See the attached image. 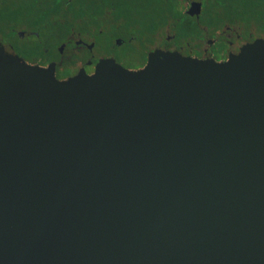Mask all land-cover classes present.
I'll return each mask as SVG.
<instances>
[{
    "label": "water",
    "instance_id": "water-1",
    "mask_svg": "<svg viewBox=\"0 0 264 264\" xmlns=\"http://www.w3.org/2000/svg\"><path fill=\"white\" fill-rule=\"evenodd\" d=\"M0 264H264V38L64 80L0 44Z\"/></svg>",
    "mask_w": 264,
    "mask_h": 264
},
{
    "label": "flooded vegetation",
    "instance_id": "flooded-vegetation-1",
    "mask_svg": "<svg viewBox=\"0 0 264 264\" xmlns=\"http://www.w3.org/2000/svg\"><path fill=\"white\" fill-rule=\"evenodd\" d=\"M205 0H0V44L59 80L94 71L100 59L142 68L154 50L225 61L257 35L217 24ZM54 8L43 15L34 8ZM50 12V11H45Z\"/></svg>",
    "mask_w": 264,
    "mask_h": 264
},
{
    "label": "trees",
    "instance_id": "trees-1",
    "mask_svg": "<svg viewBox=\"0 0 264 264\" xmlns=\"http://www.w3.org/2000/svg\"><path fill=\"white\" fill-rule=\"evenodd\" d=\"M207 9H218L217 24L226 20L237 22L257 35H264V0H205ZM211 7V8H210ZM43 15L52 14L54 8H34ZM50 11V12H45Z\"/></svg>",
    "mask_w": 264,
    "mask_h": 264
}]
</instances>
